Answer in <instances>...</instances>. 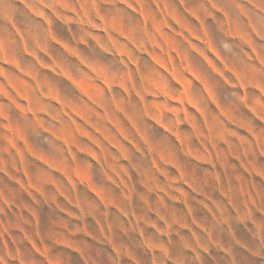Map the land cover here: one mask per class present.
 I'll list each match as a JSON object with an SVG mask.
<instances>
[{
  "label": "clouds",
  "instance_id": "obj_1",
  "mask_svg": "<svg viewBox=\"0 0 264 264\" xmlns=\"http://www.w3.org/2000/svg\"><path fill=\"white\" fill-rule=\"evenodd\" d=\"M125 3L74 0L68 11L75 10L78 18L96 20L99 8L109 21L114 16L123 18L135 26L143 49L151 43L147 32L152 21L146 25L129 8L131 4L138 9L150 6L152 0H131L129 8L123 7ZM175 3L189 19V13L208 20L217 7L226 10L223 23L217 25L216 46L226 61L222 70L227 78L213 74L211 84L225 108L238 119L230 122L197 85L193 100L207 113V119L187 116L182 105L179 112L166 117L173 130L183 124L192 155L147 119L143 106L130 107L141 127L151 130L155 150L147 144H143L144 154L133 148L132 158L125 163L135 179L125 174L127 185L119 181L108 185L114 194L105 199L86 188L78 194L63 178L59 187L54 186L35 170L30 183L37 185L39 199L31 193L25 197L28 190L12 186L11 176L8 183L0 180V264H264V0ZM34 6L52 9L49 15L53 19L57 13L64 15L67 7L62 0H35ZM16 21L22 33L16 32L11 21L8 27L12 31L0 32V43L10 56H23L25 40L34 50L48 41L49 26L44 20L17 12ZM83 23L90 25L91 20ZM236 27L249 39L258 38L256 55L246 50L250 46L247 40L229 39ZM114 68L118 76L128 72L127 67L121 70L118 60ZM133 75L143 91L141 69H134ZM128 82L131 87L130 78ZM181 91L173 94L179 96ZM164 103L170 102L165 99ZM132 135L140 139L134 130ZM161 142L182 161L183 177L168 166L164 158L168 151L161 155ZM157 162L169 175L161 172ZM9 170L23 174V161L9 147H0V172ZM185 186L189 200L180 193ZM44 187L46 191L41 192Z\"/></svg>",
  "mask_w": 264,
  "mask_h": 264
},
{
  "label": "rangeland",
  "instance_id": "obj_2",
  "mask_svg": "<svg viewBox=\"0 0 264 264\" xmlns=\"http://www.w3.org/2000/svg\"><path fill=\"white\" fill-rule=\"evenodd\" d=\"M62 2L67 6L65 14L57 13L55 19L49 15L52 9L34 6L35 0H4L0 5V32L12 31L8 27L11 21L16 32L22 33L17 12L31 14L49 26L48 41L34 50L25 40L23 56H10L0 43V147H9L24 168L23 174L0 172V180L8 183L11 176L12 186L28 190L25 197L31 193L39 199L37 185L30 183L34 170L54 186L59 187L63 178L78 194L86 188L99 199L114 194L108 185L118 181L127 185L125 174L134 180L125 161L132 158L133 148L144 154L143 144L150 150H155V145L151 130L141 127L130 107L143 106L147 119L192 155L195 153L183 124L173 130L166 117L179 112L182 105L187 116L207 119V113L193 100L192 90L197 85L230 122L238 119L225 108L211 84L213 74L227 78L222 70L226 61L216 46L217 25L223 23L221 17L226 12L223 7L214 9L208 20L191 13L189 19L181 14L175 0H152L150 6L139 9L126 0L123 7L131 4L129 11L146 25L152 21L147 32L151 43L142 49L144 42H137L135 26L123 18L114 16L109 21L99 8L96 20L78 18L75 10L68 11L74 0ZM197 2L194 0V5ZM85 19L91 24H84ZM86 32L90 35L85 36ZM229 39L247 40L250 55L259 52L258 38L249 39L239 27L231 31ZM117 60L121 70L127 67L126 76L117 75ZM137 68L143 76V91L133 75ZM175 90H182L181 95H174ZM165 99L170 103H164ZM133 130L139 140L132 135ZM42 140L47 143L42 144ZM165 151L167 145L161 142V155ZM164 158L180 177L185 175L175 152L168 151ZM156 166L169 175L159 162ZM180 193L185 200L190 199L187 186Z\"/></svg>",
  "mask_w": 264,
  "mask_h": 264
}]
</instances>
